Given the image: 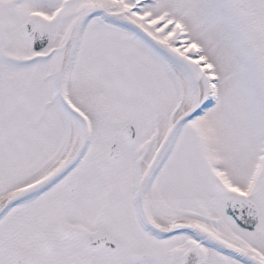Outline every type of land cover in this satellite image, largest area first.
<instances>
[{
    "label": "snow or ice",
    "instance_id": "1",
    "mask_svg": "<svg viewBox=\"0 0 264 264\" xmlns=\"http://www.w3.org/2000/svg\"><path fill=\"white\" fill-rule=\"evenodd\" d=\"M0 264H264V0H0Z\"/></svg>",
    "mask_w": 264,
    "mask_h": 264
}]
</instances>
